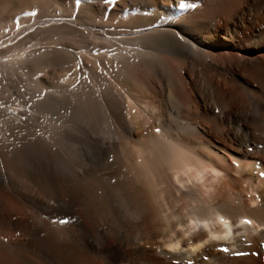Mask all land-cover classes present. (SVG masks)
<instances>
[{"label": "bare ground", "instance_id": "1", "mask_svg": "<svg viewBox=\"0 0 264 264\" xmlns=\"http://www.w3.org/2000/svg\"><path fill=\"white\" fill-rule=\"evenodd\" d=\"M261 173L264 0H0V264H264Z\"/></svg>", "mask_w": 264, "mask_h": 264}, {"label": "snow or ice", "instance_id": "2", "mask_svg": "<svg viewBox=\"0 0 264 264\" xmlns=\"http://www.w3.org/2000/svg\"><path fill=\"white\" fill-rule=\"evenodd\" d=\"M157 131H159V129H157ZM262 176H264V173H261ZM66 221H60V223H65ZM247 222V221H246ZM226 251V249H225Z\"/></svg>", "mask_w": 264, "mask_h": 264}, {"label": "rangeland", "instance_id": "3", "mask_svg": "<svg viewBox=\"0 0 264 264\" xmlns=\"http://www.w3.org/2000/svg\"><path fill=\"white\" fill-rule=\"evenodd\" d=\"M259 146H260V145H259ZM259 146H258V147H259Z\"/></svg>", "mask_w": 264, "mask_h": 264}]
</instances>
